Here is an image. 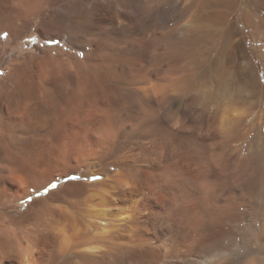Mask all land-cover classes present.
I'll return each instance as SVG.
<instances>
[{
	"label": "bare ground",
	"instance_id": "obj_1",
	"mask_svg": "<svg viewBox=\"0 0 264 264\" xmlns=\"http://www.w3.org/2000/svg\"><path fill=\"white\" fill-rule=\"evenodd\" d=\"M145 1L0 0V264H264L254 8Z\"/></svg>",
	"mask_w": 264,
	"mask_h": 264
},
{
	"label": "rangeland",
	"instance_id": "obj_2",
	"mask_svg": "<svg viewBox=\"0 0 264 264\" xmlns=\"http://www.w3.org/2000/svg\"><path fill=\"white\" fill-rule=\"evenodd\" d=\"M250 5L253 6L254 12L251 18H249L247 27L245 26L241 27L240 36L243 38L246 43L247 47H249L252 52L250 55H252L254 62L256 66V70H258V74L261 76L260 78L262 81V86H264V0H249ZM146 3V4H145ZM153 3V2H152ZM145 4V6H144ZM143 7V10L140 11L141 14L137 17V29H143L146 21L147 14H149L151 11L149 7H151V0H146L141 5ZM146 12V13H145ZM144 14V15H143ZM257 14V15H255ZM190 19V13L188 12H179V11H169L167 14H165L162 17V20L160 23H162L160 30L162 29L164 32L169 29L172 26H175L179 23L183 24L186 21ZM145 20V21H144ZM239 20V16H235L231 23H235ZM143 21V22H142ZM59 43V50L63 49V46L66 45L65 42L58 41ZM245 43V42H244ZM50 44L43 42L38 35H29L25 41H19L15 45H12L10 48V51L13 53L24 51L25 54L30 55L31 53H36L37 49H47ZM55 44H52V47H54ZM6 75V71L0 72V78ZM200 76L197 75L195 78L196 84H201L199 79ZM203 88V87H202ZM263 105H264V88H263ZM264 109V107H263ZM248 127V122L244 123ZM244 125V126H246ZM242 127L245 128V127ZM27 202L18 204L17 206H14L13 208H16L15 210H24L26 208ZM11 208V210H13Z\"/></svg>",
	"mask_w": 264,
	"mask_h": 264
},
{
	"label": "snow or ice",
	"instance_id": "obj_3",
	"mask_svg": "<svg viewBox=\"0 0 264 264\" xmlns=\"http://www.w3.org/2000/svg\"><path fill=\"white\" fill-rule=\"evenodd\" d=\"M68 179H69V180L79 179V177H68ZM50 187L55 188L56 185H55V184H52V185H50Z\"/></svg>",
	"mask_w": 264,
	"mask_h": 264
}]
</instances>
